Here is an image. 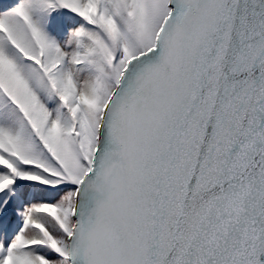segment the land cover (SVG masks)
<instances>
[{"label":"snow or ice","instance_id":"1","mask_svg":"<svg viewBox=\"0 0 264 264\" xmlns=\"http://www.w3.org/2000/svg\"><path fill=\"white\" fill-rule=\"evenodd\" d=\"M0 264H264V0H0Z\"/></svg>","mask_w":264,"mask_h":264}]
</instances>
